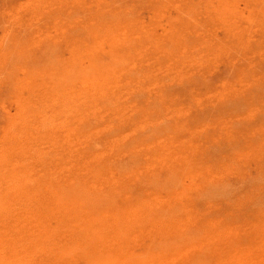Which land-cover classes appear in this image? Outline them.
<instances>
[{
	"label": "rangeland",
	"instance_id": "rangeland-1",
	"mask_svg": "<svg viewBox=\"0 0 264 264\" xmlns=\"http://www.w3.org/2000/svg\"><path fill=\"white\" fill-rule=\"evenodd\" d=\"M133 257L264 264V0H0V264Z\"/></svg>",
	"mask_w": 264,
	"mask_h": 264
},
{
	"label": "bare ground",
	"instance_id": "bare-ground-1",
	"mask_svg": "<svg viewBox=\"0 0 264 264\" xmlns=\"http://www.w3.org/2000/svg\"><path fill=\"white\" fill-rule=\"evenodd\" d=\"M98 176H99V175H98ZM96 177H97V175H96ZM76 180H77V179H76ZM78 182H79V181H78ZM76 183H77V182H76ZM83 184H84V183H83ZM83 184H82V186H83ZM78 185H79V184H78ZM78 185H77V186H78ZM84 185H85V184H84ZM74 186H76V185H74ZM74 186H73V187H74ZM79 186H80V185H79ZM86 186H87V185H86ZM88 186H89V185H88ZM73 187H72V189H73ZM86 188H87V187H86ZM89 188H90V186H89ZM89 188H88V189H89ZM72 189H70V190H72ZM82 189H83V188H82ZM95 189H96V191L98 192L97 188H95ZM68 190H69V189H68ZM77 190H79V189H77ZM89 190H90V189H89ZM89 190H88V191H89ZM72 191H73V190H72ZM101 191H102V190H101ZM112 191H113V190H112ZM65 192H66V191H65ZM67 192H69V194L71 195L70 191H67ZM73 192L76 193L75 191H73ZM113 192H114V191H113ZM115 192H116V191H115ZM115 192H114V193H115ZM57 193H58V192H57ZM60 193H61V192H59L58 196L60 195ZM81 193H83V192H81ZM85 193H86V192H84V195H85ZM90 193H92V190H91ZM98 193H99V192H98ZM117 193H118V192H117ZM62 194H63V192H62ZM76 194H77V193H76ZM78 194H80L79 191H78ZM94 194H95V191H94V193H93L92 195L94 196ZM102 194H104V193H102ZM55 195H56V194H55ZM64 195H66V194H64ZM64 195H63V196L61 195L62 197L60 196V197L62 198L61 200L64 199ZM87 195H88V194H87ZM98 195L100 196V194H98ZM106 195H107V193H105L104 198H105ZM110 195H111V193H110ZM110 195H107L108 197H106V198H110ZM113 195H114V194H113ZM113 195H112V196H113ZM66 196H67V195H66ZM95 196H97V194H96ZM115 196H116V195H115ZM76 197H77V196H75V198H76ZM82 197H84V196H82ZM85 197H86V195H85ZM100 197H101V196H100ZM78 198H79V197H78ZM78 198H77V199H78ZM106 198H105V199H106ZM111 198L113 199V201H114V203H115L116 200H114L113 197H111ZM71 199H72V197H71ZM73 199H74V198H73ZM79 199H80V198H79ZM81 199H82V198H81ZM86 199L89 201V200L92 199V198L90 197L89 199H88V198H86ZM86 199L84 198V199H83V202H84ZM93 199H95V198H93ZM93 199H92V201L95 202V200H93ZM96 199H97V198H96ZM98 199H99V197H98ZM112 199H107L108 202H106V204L110 202V207H111V201H109V200H112ZM61 200L59 199V201H61ZM68 200H69V199H68ZM68 200H67V201H68ZM74 200H76V199H74ZM101 201H103V199H102ZM73 202H74V201H73ZM89 202H91V200H90ZM97 202H99V200H97ZM76 203H78V202H76ZM80 203L84 205V203H82V202H80ZM86 203H87V202H86ZM114 203H113V204H114ZM64 204H65V203H64ZM67 204H69V202H67L66 205H67ZM70 204H72V202H71ZM81 204H80V205H81ZM90 204H91V203H90ZM97 204H98V203H97ZM106 204H102V205H105V206H106ZM115 204H116V203H115ZM66 205H65V206H66ZM73 205H75V204H73ZM91 205H92V204H91ZM102 205H101V206H102ZM69 206H70V205H69ZM75 206H76V205H75ZM85 206H88V203H87V205H85ZM85 206H84V207H85ZM92 206H94V205H92ZM97 206H98V205H97ZM105 206H102V207L105 208ZM90 207H91V206H89V209H90ZM95 207H96V204H95ZM95 207H94V209L92 208V209H93L92 211L95 210ZM115 207H116V206H115ZM79 208H81V207H79ZM96 208H97V207H96ZM117 208H118V207H117ZM132 208H133V207H132ZM99 209L102 210L101 208H99ZM123 209H124V208H123ZM75 210H76V209H75ZM77 210H78V209H77ZM90 210H91V209H90ZM90 210H87V211H90ZM95 211H96V210H95ZM95 211H94V212H95ZM123 211H124V210H123ZM83 212H84V211H83ZM95 213H96V212H95ZM97 213H99V212H97ZM100 213H101V212H100ZM102 213H103V212H102ZM120 213H121V212H120ZM160 213H161V211H160ZM93 215H94V214H93ZM95 215L97 216V214H95ZM100 215H101V214H100ZM103 215H104V214H103ZM118 215H119V214H118ZM84 216H85V215H84ZM120 216H121V214H120ZM97 217H98V216H97ZM97 217H96V218H97ZM101 217L103 218L104 216H101ZM121 217H122V216H121ZM119 219H120V218H119ZM42 224H43V223H42ZM42 224H41V225H42ZM185 236H186V235H185ZM163 237H165V236H163ZM163 237H162V238H163ZM187 237H188V236H187ZM159 247H160V246H159ZM150 249H151V248H150ZM126 251H127V250H125V252H126ZM175 251H176V250H175ZM149 252H150V251H149ZM128 253H129V252H128ZM129 254H130V253H129ZM174 254H175V253H174ZM174 254H172V255H174ZM148 255H149V254H147V257H149ZM145 256H146V255H145ZM155 256H156V254H155ZM1 257H2V256H1ZM24 257H25V256H24ZM127 257H129V256H127ZM134 257H135V256H134ZM134 257H133V258H134ZM182 257H183V256H182ZM109 258H111V257H109ZM120 258H121V257H120ZM124 258H125V257H124ZM149 258H150V257H149ZM149 258H148V259H149ZM171 258H172V257H171ZM26 259H27V258H26ZM116 259H117V258H116ZM136 259H137V257H136ZM138 259H141V258H138ZM144 259H145V258H144ZM144 259H143V257H142V260H140V261H143V263L146 262ZM193 259H194V258H193ZM105 260H106V259H105ZM107 260H108V259H107ZM113 260H114V259H113ZM133 260H135V258L132 259V261H133ZM175 260H176V259H175ZM187 260H188V259H187ZM23 261H25V260H23ZM26 261H27V260H26ZM100 261H102V260H100ZM128 261H129V260H128ZM132 261H130V262L133 263ZM136 261H137V260H135V262H136ZM27 262H28V261H27ZM95 262H96V261H95ZM102 262H103V261H102ZM125 262H126V261H125ZM135 262H134V264H135ZM137 262H139V261H137ZM147 262H148V261H147ZM149 262H150V261H149ZM24 263H25V262H24ZM31 263H32V262H31ZM92 263H93V262H92ZM99 263H100V262H99ZM139 263L142 264V262H139ZM139 263H138V264H139ZM21 264H22V263H21ZM26 264H29V262L26 263ZM126 264H128V263H126Z\"/></svg>",
	"mask_w": 264,
	"mask_h": 264
}]
</instances>
